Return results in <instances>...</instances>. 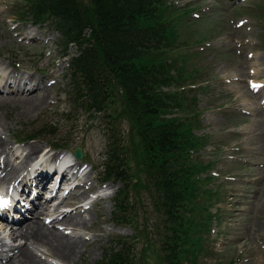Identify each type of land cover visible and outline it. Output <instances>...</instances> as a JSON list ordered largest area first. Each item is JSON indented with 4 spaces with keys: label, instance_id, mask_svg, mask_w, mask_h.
Here are the masks:
<instances>
[{
    "label": "rangeland",
    "instance_id": "1",
    "mask_svg": "<svg viewBox=\"0 0 264 264\" xmlns=\"http://www.w3.org/2000/svg\"><path fill=\"white\" fill-rule=\"evenodd\" d=\"M161 4V20L174 23L177 29L164 57L175 59L174 64L184 68L189 76L181 90L188 88L184 90L185 103L190 110L187 113H194L199 120L193 134L203 136V145L192 155L193 164H202L197 180L207 191L198 189L197 203L201 206L197 212L205 218L208 216L214 224L210 234L204 233L200 240L206 251L200 256L199 264H264V0H161ZM26 12L24 0H0V76L13 73L39 79L40 89L46 90L47 104L40 110L9 102L0 105V120L5 123L4 128L0 127V135L13 149L12 155L0 156V166L7 162L9 167L21 168L20 159L31 145L40 146L48 157L54 155L46 150L48 142L72 149L79 147L84 157L74 160L83 164L81 180L76 182L85 181L90 190L73 189L69 195L58 199L62 188L72 183L71 180L62 182L54 201H48L50 205L45 212H41L39 204L46 201V193L38 198V209L34 210L30 199L18 193V197L22 196V205L31 206L26 211L29 219L23 222L17 219L15 221L20 222L17 225L0 220V262L7 264L13 256L12 249L25 243L17 235L11 237L10 231L17 232L18 226L32 217L44 228L81 236L87 241L70 262L60 261L52 247L45 250L28 243L30 253L42 264H102L104 250L119 237L130 239L128 264H162L160 238L153 233L163 219L154 211L146 192L135 191L133 185L124 186L126 210L134 219L128 227H117L111 220L114 197L122 189L121 184L110 182L111 196L100 192L102 199H94L91 208L86 203L89 195L94 196L93 191L106 185L101 181L100 165L111 135L116 137L113 140L123 142V165L128 180L133 177L138 184L141 182L139 138L134 128L130 129L128 121L119 116L118 105H110L93 121L73 104L65 88L69 82L58 34L47 26H32L21 21L27 17ZM73 51L72 47L67 53L71 55ZM2 85L0 82L3 92L0 98L12 97L9 87L2 88ZM181 114L174 115L180 117ZM52 126L51 132L55 135L20 143L37 129ZM13 183L0 185L1 196L11 194ZM96 201L99 211L93 207ZM59 202L62 205L54 210ZM77 206L86 207L82 213L87 219L86 229L72 228L61 222L49 224L59 214ZM189 209V204L184 206L185 215L180 221L184 228ZM207 210L216 215H209ZM195 220L200 219L195 217ZM1 222L8 226L4 227Z\"/></svg>",
    "mask_w": 264,
    "mask_h": 264
},
{
    "label": "trees",
    "instance_id": "2",
    "mask_svg": "<svg viewBox=\"0 0 264 264\" xmlns=\"http://www.w3.org/2000/svg\"><path fill=\"white\" fill-rule=\"evenodd\" d=\"M24 1L26 18L32 24L47 26L59 35L63 57H68L65 76L69 83L65 88L73 104L93 121L110 105H118L119 116L139 138V184L133 177L128 180L123 142L113 140L114 135L107 139L100 165L102 182L122 185L114 201L112 221L118 226L134 223L126 210L127 190L123 188L133 185L135 191L143 190L163 219L153 233L160 238L162 264H196L203 250L200 240L209 224L207 216L201 221L202 229L197 228L201 224L191 213L198 208L201 187L197 171L202 165L193 164L192 155L203 145V136L193 134L199 120L194 113H187L184 90L188 88L181 90L189 76L174 64L175 59L164 57L177 29L174 23L161 20V0ZM72 47L70 55L67 52ZM176 112L181 116H175ZM46 128L37 129L26 139L55 135L53 126ZM51 144L55 149H67ZM188 204L184 228L180 221ZM145 239L150 242L147 236ZM128 252L129 241L119 238L104 250L102 264H128Z\"/></svg>",
    "mask_w": 264,
    "mask_h": 264
},
{
    "label": "bare ground",
    "instance_id": "3",
    "mask_svg": "<svg viewBox=\"0 0 264 264\" xmlns=\"http://www.w3.org/2000/svg\"><path fill=\"white\" fill-rule=\"evenodd\" d=\"M28 47L30 46L28 45ZM41 79L42 78H40V80ZM0 80H1L0 82H2L4 85L9 86V88L11 84H15L17 88L22 82H24L23 85L31 84L30 88H27L26 90L21 89V91H19L18 89H16L15 92L14 91L10 92L13 95L12 97L8 95L7 97L0 98V105L9 102L15 105L22 104L23 106L31 107L32 109L38 108L40 110V108H42L47 104V99L44 96V91L46 92V90L40 89L41 87H40L39 79L32 77L25 78L22 76H18L16 74L14 75L13 73H9L4 76L1 75ZM35 104H37V106H35ZM4 126L5 123L2 120H0V127L4 128ZM46 150H48V152L50 151L48 148ZM12 153H13V149L9 145L8 140L3 139L0 135V156L8 157V155L10 154L12 155ZM42 154H44V150H42L40 146L31 145L27 148V153L20 159L21 168L9 167L7 162L3 163V166H0V171H1L0 185H4V183L7 184V182L10 184L12 181L17 183L16 185L14 183L15 188L12 191V195H10L9 197H4L7 198V200L6 199L0 200L1 212L2 211L4 213L7 212L10 217L20 218L21 221L23 222L25 220H28L29 218L25 219L26 211H24L19 204L18 200L19 198H22V196L18 197L19 189H21V191L24 192V194L26 195V199L29 198L30 199L29 201L33 203V210L38 209V205L36 206V202H38V198L42 197L43 193L51 192L48 191L49 189H47L48 184H50L51 181H49L47 184L45 182L49 178L50 180H52V177H50V173L53 171L52 170L53 166L55 167L57 163L55 162V159H53L52 157L46 158L45 156L46 153L44 154V156H42ZM35 161H37V163L31 167V169H34V171L32 173H28L27 172L28 165ZM61 179H62L61 182H65V180L67 179V175L65 173L64 174L61 173L58 181H60ZM86 186L87 183L85 181H81L77 183V185L66 194L69 195V193L73 189L74 190L83 189V191L88 192L90 190V186L89 187ZM57 187L58 184L56 185L55 190L58 189ZM105 187L110 188L108 184ZM54 193L55 191H53V194ZM77 200H79V198ZM98 203L99 202H97L96 205L93 206L95 207L96 210H98ZM49 205L50 202L48 201L39 204V208L41 209V212L48 211ZM60 205H62V202H59L54 208V210L60 207ZM83 210L86 211L85 208L81 209L80 206H78L76 207V209L70 210L68 213H61L57 217L52 219L49 222V224H53L54 222H61L65 226H70L72 228L86 229L87 219L86 217L82 216ZM13 212L15 213L13 214ZM0 217L1 219L2 217L8 219V216L6 215L2 216L1 213H0ZM93 220L94 219L91 218V221ZM7 222L17 225V223H13L12 221H7ZM1 223L4 224V227L8 226L3 222ZM23 226L19 225L17 228L18 230H15L17 232H13L11 230L9 233V235L13 238H15L17 235V237L19 236L21 239H24L25 243L21 246L19 245L16 248L12 249L13 256L7 264H42L40 260H37L30 253L28 243H32L34 246L36 245L45 248V250L52 247L54 254L57 253L56 257L60 261L70 262L75 257L77 252H79V250L82 247L83 248L85 247L87 242L85 240H82L81 236H77V237L71 236L68 234H64L59 230L54 229L55 230L54 231L53 229L44 228L43 226H41L39 222L32 219V217L31 220L29 222L26 221ZM1 245L2 242H0V246ZM0 264L2 263L0 262Z\"/></svg>",
    "mask_w": 264,
    "mask_h": 264
},
{
    "label": "water",
    "instance_id": "4",
    "mask_svg": "<svg viewBox=\"0 0 264 264\" xmlns=\"http://www.w3.org/2000/svg\"><path fill=\"white\" fill-rule=\"evenodd\" d=\"M73 155H74V157H75L76 159L81 158V156H82V154H81V150L77 148L76 150L73 151Z\"/></svg>",
    "mask_w": 264,
    "mask_h": 264
}]
</instances>
